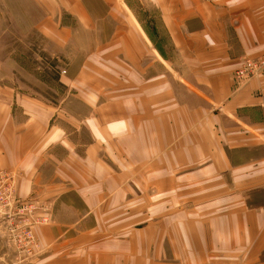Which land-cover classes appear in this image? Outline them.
<instances>
[{
	"label": "crops",
	"instance_id": "0c3cea01",
	"mask_svg": "<svg viewBox=\"0 0 264 264\" xmlns=\"http://www.w3.org/2000/svg\"><path fill=\"white\" fill-rule=\"evenodd\" d=\"M52 1L31 21L100 43L58 108L0 105V264L29 261L28 228L40 264L263 258L264 72L235 74L264 59V0Z\"/></svg>",
	"mask_w": 264,
	"mask_h": 264
},
{
	"label": "rangeland",
	"instance_id": "374dc122",
	"mask_svg": "<svg viewBox=\"0 0 264 264\" xmlns=\"http://www.w3.org/2000/svg\"><path fill=\"white\" fill-rule=\"evenodd\" d=\"M39 1L49 5V11L53 10L52 0H0V101H2L0 105L3 106L8 97L13 98V112L22 106H25L26 110L30 109L26 102L27 98L34 100L40 98L58 108L63 98L70 92V69L75 70L76 66L71 67V63L79 62L83 54L90 52L100 43L99 39L94 38H57L45 33L46 30L51 31L54 28L53 25L51 23L37 24L29 17L31 11L39 13L38 10H41L33 5ZM63 16L65 27H70L72 30L85 27L84 23L77 22L67 14ZM88 26L95 28L92 24ZM57 29L63 32L68 30L62 25ZM72 73L76 72L72 71ZM75 89H77L76 86L73 89L74 93ZM12 205L13 202L9 198L0 200V208L6 206L10 208ZM33 207V204L28 205L29 209ZM34 221L32 227L40 223H48L46 218ZM32 229L28 228L22 235L28 243L25 247L27 250H24L25 248L23 250L29 261L19 263L13 260V263L7 264H40L33 262L32 259L36 253ZM124 241L118 240L116 244ZM109 250L114 252L112 247ZM238 256L241 254L238 253ZM237 264L251 263L238 261ZM254 264H264V255Z\"/></svg>",
	"mask_w": 264,
	"mask_h": 264
},
{
	"label": "built area",
	"instance_id": "2783aa9c",
	"mask_svg": "<svg viewBox=\"0 0 264 264\" xmlns=\"http://www.w3.org/2000/svg\"><path fill=\"white\" fill-rule=\"evenodd\" d=\"M264 72V59L254 61L245 60L242 62L239 69L236 71L235 79L236 82L241 83L247 80H251L253 77ZM10 193L8 189L5 190L4 186H0V200L8 199Z\"/></svg>",
	"mask_w": 264,
	"mask_h": 264
}]
</instances>
